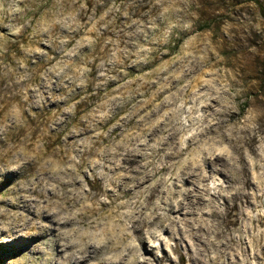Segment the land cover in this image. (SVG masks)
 <instances>
[{"label": "rangeland", "instance_id": "obj_1", "mask_svg": "<svg viewBox=\"0 0 264 264\" xmlns=\"http://www.w3.org/2000/svg\"><path fill=\"white\" fill-rule=\"evenodd\" d=\"M0 23V212L67 169L87 190L85 207L67 204L85 216L83 247L171 199L184 207L151 228L155 259L264 264V0H0ZM124 150L148 181L112 199L105 168ZM56 251L50 236L34 248L0 235V264H72Z\"/></svg>", "mask_w": 264, "mask_h": 264}, {"label": "bare ground", "instance_id": "obj_2", "mask_svg": "<svg viewBox=\"0 0 264 264\" xmlns=\"http://www.w3.org/2000/svg\"><path fill=\"white\" fill-rule=\"evenodd\" d=\"M13 76H16L15 73L13 74ZM212 127L213 125L206 128L204 133H210L212 131ZM215 127L217 128V126ZM157 128L155 127L154 129L157 130ZM171 131V128L167 131L168 136L164 141L162 147L163 152L166 150V158H172L177 154L175 147H173L172 144L168 142L172 137ZM202 132L203 130L201 131V133ZM194 137H191V139H189L188 143L190 145L198 142ZM131 152L132 151L124 150L122 153H118L116 157H114L115 160H112L113 162H110L105 168L107 170V173H111V177H109L107 189L105 191L109 197L112 196V199H117L125 196L134 197L137 190L148 181V175H145L142 178H139L136 175H128V170L130 168L129 166L136 160L135 154ZM215 160L216 157L211 162L213 163V161ZM125 165H128L127 168L125 167ZM11 168L13 169V167ZM196 170L197 169H193V171H190V173L182 172L178 178H180L181 180V177H184V175H186V180H188L191 177L196 176ZM45 172L48 171L45 170ZM80 173L82 174V172ZM59 175L60 178L57 179L52 185H50V188L45 195L37 194L34 191L27 193L24 191V189L22 192L14 191L15 194L12 197L13 199L8 204H6L4 210L0 212L1 236L6 237L9 241H13L19 246L29 245L34 248L40 240L46 238L47 236H50L54 238L57 248L55 254L56 261L63 259L71 262L72 264H165V258L168 264H177L175 258L168 255L166 256V254L165 256L163 255L158 259H155L152 255V251L146 248V240L150 242V239L152 240L156 238L153 230H151L153 226H165L167 228H170L174 224L175 219L173 217V213L181 212L184 207L183 201L174 200L172 202L170 201L171 199L163 201L162 206L158 207L159 210L164 212L162 213V215L160 213L157 214L156 212H153L150 215H146L143 212L144 210H146L145 207H143V210L139 212H133L127 217L126 220L129 224V228H124L123 226L122 228L118 229L117 232H115V230H109V232H107V237L101 243L97 242L96 246H93L94 249L91 250V246L83 247L84 237L81 235L79 230V227L84 223L85 216L83 215V213H79L78 215H75V213H69L67 206L70 201L78 200L79 205L85 207L87 190L82 187L80 179L76 180L72 172H70L69 170L64 169L60 172ZM178 178H176L175 180L177 181ZM202 181H206V178L203 177ZM173 186L174 188L177 187L176 184H174ZM156 187V185L151 187L147 200L156 191ZM230 222L231 220L228 219L227 215L225 217H222V225H226ZM36 224L39 225L37 226ZM221 233L222 232L219 231L217 232V235L219 236ZM246 239L247 238H245V240ZM248 244L249 243L246 242L245 249L241 250V252H243L245 256V260H247V257H249L247 249ZM215 245L224 249H230V247H232V244H230V242H227L226 244L216 243ZM234 245L238 248L239 240ZM89 249L93 252L89 251ZM254 252L255 251H253L252 257L254 260H264H261V257L264 256L260 255L262 253L261 251H259L258 253ZM55 264L63 263L59 261L55 262Z\"/></svg>", "mask_w": 264, "mask_h": 264}, {"label": "trees", "instance_id": "obj_3", "mask_svg": "<svg viewBox=\"0 0 264 264\" xmlns=\"http://www.w3.org/2000/svg\"><path fill=\"white\" fill-rule=\"evenodd\" d=\"M205 28H206L205 25L200 26V29H201V30H203V29H205Z\"/></svg>", "mask_w": 264, "mask_h": 264}]
</instances>
